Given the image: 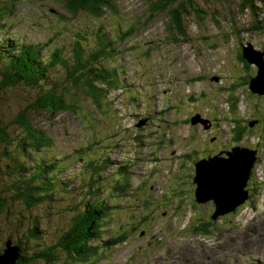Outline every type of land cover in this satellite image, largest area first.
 <instances>
[{"label": "rangeland", "instance_id": "1", "mask_svg": "<svg viewBox=\"0 0 264 264\" xmlns=\"http://www.w3.org/2000/svg\"><path fill=\"white\" fill-rule=\"evenodd\" d=\"M110 1L115 13L107 12L100 19L82 12L73 17L64 9L63 0H12L7 6V15L0 23V40L10 37L42 44L43 56H50L55 48L69 52L76 33L85 31L91 38L98 26L109 37L116 34L114 52L119 55L104 67L116 68L120 87L110 90L99 108L80 98L82 103L76 110L32 115L34 125L52 141L40 155L57 162L56 176L67 186L66 191L57 189L52 204L27 211L21 204L7 201L9 187H2L4 173L14 170L3 155L9 149L0 144V205L4 206L0 211L1 240H21L23 256L28 258L57 243L73 216L84 209L81 203L87 200L83 191L89 172L82 167L83 157L76 150L91 146L87 152L93 161L99 156L108 160L107 168L95 178L99 177L98 186L105 188L98 192V198L111 208L101 221V237L91 245H102L128 229L126 239L103 251L92 263L72 262L67 253L55 248L51 251L54 261L34 258L31 264H264V97L251 93L245 81L256 75V66L247 63L245 69L237 60L248 44L249 49L264 54V0H246L253 11L249 8L243 12L238 8L244 0L185 2L184 40L172 33L166 15L147 19L149 0ZM131 27L133 33L124 39L123 34ZM56 69L51 74L54 83L58 78L70 79L66 69ZM232 80L239 83L234 92L239 98L238 111L228 115L224 86ZM63 86L78 89L71 82ZM32 96L33 92L22 87L0 89V128L8 127ZM197 114L209 119V131L190 125V118ZM226 118H239L242 125L258 120L248 127L249 135L242 142L243 148L258 156L251 172L253 190L237 214L221 216L227 218L220 217L222 221L214 223L210 235H199L191 229L207 221L214 203L192 207L193 165L189 166L185 157L198 160L200 152L215 149L218 154L234 146ZM7 132L12 134V128ZM246 167L231 164V171L236 175ZM116 170L124 171L129 180L118 195L110 191L120 181ZM234 178L225 183L231 181L230 186L238 189L245 178L240 182ZM202 187L206 193L221 197L229 192L223 182L214 181L208 174L202 177ZM89 196L97 198L96 194ZM36 222L38 233L30 237Z\"/></svg>", "mask_w": 264, "mask_h": 264}, {"label": "trees", "instance_id": "2", "mask_svg": "<svg viewBox=\"0 0 264 264\" xmlns=\"http://www.w3.org/2000/svg\"><path fill=\"white\" fill-rule=\"evenodd\" d=\"M11 1H0V23L4 16L7 15V6L11 4ZM149 1V15L147 19L149 20L153 16L160 14L166 15L168 23L171 25L172 33L178 39L184 40L186 28L184 26L183 15H187L185 2L192 5L194 4V0ZM63 7L73 17L82 12L91 16V18L100 19L107 12L111 14L115 13L114 5L110 0H63ZM249 8L253 11V6L244 0L240 3L238 10L239 12H243L249 10ZM2 27L3 25H0V33ZM126 31L128 32L123 34L124 39L133 33L134 27H131V31L130 29ZM86 36L85 31L76 33L69 52H66L63 48H55L48 57L43 56L44 47L42 44L23 43L11 40L10 37L0 40V88L14 89L22 87L25 90L33 92L32 101L20 108L15 113L10 125H8V127L12 128V134H8L7 126L0 128V144L4 149H9V153L12 154L9 161L12 162L14 170V172L10 173L9 190L11 194L7 197V201L19 203L27 211L41 204H52L59 187L63 191L67 190L66 184L60 182L56 176L57 162L46 161L40 155L42 151L50 148L52 141L40 128L34 125V117L32 115L41 112L53 114L55 112L76 110L82 103L80 98L85 99V102L89 101L90 105L94 108H99L102 102L106 101L105 99L109 91L120 87L118 85L116 68L104 67V63L115 60L119 55L114 52L117 44L115 40L117 35L113 34L112 37H109L103 32L102 26H98L94 32V36L91 38H87ZM118 39L120 40V37ZM83 42L84 44L82 45ZM65 53H67L66 57L64 56ZM66 58L70 59L71 64H69ZM237 60L243 68L247 69L248 64L243 60L242 50H240ZM58 66L67 70V78L70 79L64 81V79L58 78L54 83L51 74L52 71H54L53 73L58 71L56 69ZM251 78L252 76H248V80H245L247 86H249ZM215 81L217 82L218 80ZM67 82L78 86V89L75 87H71V89L64 88L63 84ZM238 88L239 83L234 84L233 80L229 86H224V90H227L225 104L229 111L228 115L238 111L239 98L238 96H234V92ZM226 121L229 125L232 144L241 143L249 135V125H242L241 119L226 118ZM250 122L248 121V123ZM197 126H200L203 130L201 125ZM203 131H209V129ZM90 147L87 146L85 149L76 150L83 157L82 167L89 172V177H85L86 184L83 191V196H86L87 200L81 203L84 209L73 216L67 230L65 229L63 233L58 234L59 238L54 246L42 249L39 253H34L32 258L23 256V247L22 245L20 247L21 240H17L14 242L15 244H12V241L9 239L8 241L13 246L19 248V259L16 261V264H31L34 262V258L40 259L45 263H50L53 260L51 251L55 248H60L64 251L63 253H67V258L72 262L92 263L103 251L123 243L124 239H126L125 236L129 233L128 229L123 234L124 236L110 237L102 245H91L94 239L101 237V221L108 216L107 213L111 208L106 201L104 202L98 198V192L105 190V188L99 187V177L95 178V175H99L100 172H103L107 168L108 160L106 157L101 158L99 156L98 159L96 158L93 161L94 158L88 153L91 151ZM7 153L4 151L3 155L6 156ZM206 158L207 156L199 157L198 160L192 158L193 161H190L189 155L185 157L186 162L193 165L190 171L192 184L194 164ZM86 171L84 175L87 174ZM114 173H116L118 179L120 178V181L118 180L116 185L110 188V191L118 195L119 192L124 191L129 180L126 173L122 170H116ZM193 188H195L194 184L192 185V190ZM90 194H96L97 198L89 196ZM191 204L192 207H198L195 201ZM0 207L1 211L4 206L0 205ZM214 211L215 206L209 211L210 214L206 217L207 221H200V225H196L191 230L199 235H210L211 230L216 227L214 223L220 220V217L215 221L211 220V213ZM37 233L36 222L34 227L30 228V237H34Z\"/></svg>", "mask_w": 264, "mask_h": 264}, {"label": "water", "instance_id": "3", "mask_svg": "<svg viewBox=\"0 0 264 264\" xmlns=\"http://www.w3.org/2000/svg\"><path fill=\"white\" fill-rule=\"evenodd\" d=\"M242 55L244 60L248 64L254 65L257 68L256 75L250 79L249 89L253 94H256L258 96H264V87H261L263 89L261 91L259 85V82L264 78V54L249 49L248 44V48H242ZM256 81L258 82V85L256 84ZM143 124L144 122L137 125V127H141ZM199 124L203 127V130H208L210 128L208 119L202 118L198 114L190 119L191 126H197ZM255 124L256 122L253 121L250 122L248 125L249 127H253ZM225 154L226 157H221V154H218L214 157L209 156L206 159H201L194 164V201L196 204H203L204 202H210L213 200L212 202L214 203L215 211L214 214L211 216L212 221H215L218 217H221L225 214L234 212L235 209H237L248 199L247 191H245L244 188L246 186V182L249 178V175L256 159L255 151H251L243 147H235L231 151L226 152ZM245 155L248 156V159L243 160L242 156ZM231 164H244V166L247 165L246 171H242L243 177H241L238 173L237 176H235L234 178L235 182H238L240 179L245 178L238 189H236L237 186H235L234 188L230 186L231 181L228 183V185L225 183L228 182V178L231 177L230 173L233 171L231 169ZM216 166H219L221 169L219 171H214V167ZM205 174H208L211 178H213L214 181L219 180L218 176L220 174H222V176L225 175L220 181L223 182L226 185V188L229 190V192H227V195L221 197L218 194L206 193L204 191V188L202 187V177ZM227 176L229 177L227 178ZM242 194L244 195L243 197ZM18 259L19 248L17 246H13L11 242L7 240L5 243L4 252L0 254V264H16V261H18Z\"/></svg>", "mask_w": 264, "mask_h": 264}, {"label": "flooded vegetation", "instance_id": "4", "mask_svg": "<svg viewBox=\"0 0 264 264\" xmlns=\"http://www.w3.org/2000/svg\"><path fill=\"white\" fill-rule=\"evenodd\" d=\"M0 89H1V88H0ZM251 93H252V92H251ZM254 121L256 122V124L258 123V120H254ZM248 124H249V123H248ZM256 124H255V125H256ZM214 125H215L214 122H213V124L211 123V128H212ZM248 130H249V128H248ZM223 151H226V150H221L220 152H223ZM220 152H218V153H220ZM199 154H200L199 157H203V156H207V157L211 156V157H213V156L216 155L217 153L215 152V149H213V150L207 152L206 154H203V153H201V152H200ZM11 155H12V154L9 153V151H8V153H7V155H6L7 160L10 158ZM223 156H224V155H223ZM193 157H194V156H193ZM193 157H192V158H193ZM8 161H9V160H8ZM189 166H191V163H189ZM4 175H5V176H4V177H5V182H4V186H2V187L8 188L9 185H10V181H11V179H10V173H4ZM252 182H253V180H252V177H251V178L247 181V185H246V188H245V189L247 190L249 196L251 195V192H252V190H253ZM7 194H8V196L11 194V192H10L9 189H7V193H6V195H7ZM3 200H4V199H3ZM3 200H2V201H3ZM208 211H209V208H208ZM236 212H238V208L236 209V211H235L234 213H230V214H228L227 217H229V216H234ZM227 217H221V218H227ZM9 239L12 241V244H15V243H14L15 240L12 239L11 237L5 239V241H2L1 238H0V254H2V253L4 252L6 240H9Z\"/></svg>", "mask_w": 264, "mask_h": 264}, {"label": "clouds", "instance_id": "5", "mask_svg": "<svg viewBox=\"0 0 264 264\" xmlns=\"http://www.w3.org/2000/svg\"><path fill=\"white\" fill-rule=\"evenodd\" d=\"M260 97H261V96H260ZM263 97H264V96H263ZM242 142H243V141H242ZM242 142H241V143H238V144H236V145L234 144V146H232L229 150H226V151L220 152V153H218V154H221V157H226V154H225V153L228 152V151H231L233 148H235V147H241V148H242V147H243ZM218 154H216V155H218ZM216 155H215V156H216ZM223 155H224V156H223ZM213 157H214V156H213ZM255 158H256V159H255L254 165H253V167H252V170H253V168H254V166H255V164H256V162H257V159H258L257 152H256V154H255ZM252 170H251V172H252ZM251 175H252V173H250L248 180L250 179V176H251ZM248 180H247V181H248ZM252 180H253V176H252ZM246 184H247V182H246ZM245 188H246V186H245ZM245 188H244V190L247 191ZM247 194H248V192H247ZM248 198H249V194H248ZM247 200H248V199H247ZM247 200H246V201H247ZM246 201H245V202H246ZM240 206H241V205H240ZM240 206H239V207H240ZM239 207H238V208H239ZM235 210H236V209H235ZM238 212H239V211H238ZM238 212H237V213H238ZM237 213H236V214H237Z\"/></svg>", "mask_w": 264, "mask_h": 264}, {"label": "bare ground", "instance_id": "6", "mask_svg": "<svg viewBox=\"0 0 264 264\" xmlns=\"http://www.w3.org/2000/svg\"><path fill=\"white\" fill-rule=\"evenodd\" d=\"M259 85H260V89H261V91L263 90L261 87H264V78L259 82ZM221 168L219 167V166H216V167H214V171H219ZM240 176L241 177H243V174H242V171H240ZM223 176H225V175H223ZM223 176H222V174H220L219 176H218V178H219V180L218 181H220L221 179H223ZM230 176L231 177H235V176H237V174L236 175H234V173H230ZM244 176H245V174H244ZM229 176H227V178H228Z\"/></svg>", "mask_w": 264, "mask_h": 264}]
</instances>
